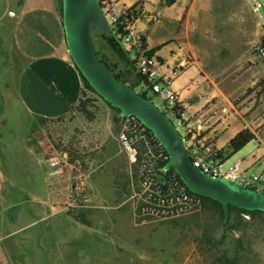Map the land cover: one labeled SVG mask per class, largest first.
I'll return each instance as SVG.
<instances>
[{"label":"rangeland","instance_id":"374dc122","mask_svg":"<svg viewBox=\"0 0 264 264\" xmlns=\"http://www.w3.org/2000/svg\"><path fill=\"white\" fill-rule=\"evenodd\" d=\"M6 5L0 0V12ZM130 7L139 11L135 30L145 42L144 34L136 27L148 17L144 4L136 0ZM165 35L159 30L152 40L158 43ZM262 37L264 24L256 20L248 0H197L174 26L167 43L176 45L177 63L184 61L180 70L197 66L198 73L194 67L190 71L203 78L201 87L211 96V104L223 105L238 96L234 84L246 79L247 75H242L255 63L253 46ZM92 40L98 57L112 73L158 106L182 138H187L185 128L163 100L140 82L133 55L123 46L119 33L103 35L93 29ZM7 42V37L0 42V119L7 113L11 127L10 122L21 117L15 110L6 112L4 106L16 103L13 82L23 64ZM175 87L171 84L167 88L173 91ZM83 100L85 110L76 108L55 119L37 118L27 127L28 144L47 173L62 184L54 193L52 206L28 209L38 217L63 215L71 222L65 224V237L54 235L49 242L50 264H264V217L232 215L231 222L222 226L218 211L214 207L205 209L200 202L177 218H139L130 198L137 186V167L130 166L120 150L119 114L88 91ZM199 115L191 118V123L205 125L206 119ZM14 138L12 130L5 136V143H0L1 153V146L9 151L10 158L3 154L0 157L8 179L14 175ZM257 147L251 140L237 154L245 157ZM219 154L216 160H220ZM52 156L60 158L58 168L63 172L58 173L57 167L48 162ZM231 165L226 160L222 170L228 171Z\"/></svg>","mask_w":264,"mask_h":264},{"label":"crops","instance_id":"0c3cea01","mask_svg":"<svg viewBox=\"0 0 264 264\" xmlns=\"http://www.w3.org/2000/svg\"><path fill=\"white\" fill-rule=\"evenodd\" d=\"M5 1L7 5L0 12V42L7 37V45L19 56L23 66L13 82L12 97L16 103L4 106L6 112L17 111L21 119L11 121V127H8L7 113L0 119V143H5V136L12 130L16 137L11 150L16 160L12 163L14 175L8 179L0 164V264H50L48 244L54 235L65 237V228L71 222L63 215L38 217L28 209L52 206L54 193L59 192L62 184L54 181L52 173H47L28 144L27 127L37 118L55 119L69 114L80 100L83 81L65 44L61 0ZM135 1L120 0L127 6L134 5ZM140 1L148 17L136 27L144 34L146 48L160 63V73L169 80V86H176L172 92L177 94L185 114L189 118L200 114L199 118L206 119L200 142L219 154L238 133L248 130L257 149L245 157L237 154L238 151L230 153L220 162L222 166L226 160L231 162L229 169L238 165L245 179L257 177L264 190V68L258 62L253 63L242 75H247L246 79L234 84L239 89L238 96L232 101L226 98L223 105L211 104V96L201 87L203 78L197 74L198 67L191 65L180 70L184 61L177 63L176 45L167 43L174 26L197 0ZM9 12L14 16H9ZM159 30L166 35L154 43L153 35ZM191 67L197 73H192ZM243 85L245 90L239 93ZM1 147L0 157L3 154L10 158L7 147Z\"/></svg>","mask_w":264,"mask_h":264},{"label":"built area","instance_id":"2783aa9c","mask_svg":"<svg viewBox=\"0 0 264 264\" xmlns=\"http://www.w3.org/2000/svg\"><path fill=\"white\" fill-rule=\"evenodd\" d=\"M256 20L264 24V1L248 0ZM114 34L119 33L123 46L133 55L139 75L145 79L154 94L159 96L178 124L185 128L187 138H183L193 166L201 173L215 179L229 180L242 188L264 192L260 180L242 177L238 165L228 171L222 170L216 152L205 146L197 138L204 132L202 123H191L178 103L177 94L169 91V80L160 75L158 60L150 55L142 36L136 32L139 11L120 0H97ZM9 16L14 13L9 12ZM154 20V19H153ZM252 59L264 68V37L253 46ZM264 80V78H262ZM117 140L130 166L137 167V186L132 191L131 200L139 218L172 219L191 212L201 200L191 193L173 169H166L169 155L153 133L135 116L120 118ZM48 162L59 167L60 158L52 156Z\"/></svg>","mask_w":264,"mask_h":264},{"label":"water","instance_id":"95a60500","mask_svg":"<svg viewBox=\"0 0 264 264\" xmlns=\"http://www.w3.org/2000/svg\"><path fill=\"white\" fill-rule=\"evenodd\" d=\"M61 15L65 44L80 76L121 117L135 116L153 133L169 155L166 169L175 170L191 193L220 204L224 223L230 208L264 213V193L201 173L193 166L182 136L165 113L107 70L94 49L92 30L103 35L114 33L97 0H61Z\"/></svg>","mask_w":264,"mask_h":264},{"label":"trees","instance_id":"16d2710c","mask_svg":"<svg viewBox=\"0 0 264 264\" xmlns=\"http://www.w3.org/2000/svg\"><path fill=\"white\" fill-rule=\"evenodd\" d=\"M116 35V34H115ZM150 55H152L153 54V52H150L149 53ZM100 61L104 64V66L107 68V70L118 80V81H120V82H122L123 84H125L123 81H121L120 80V78L118 77V76H116V75H114L113 73H112V71L110 70V68L107 66V64L104 62V61H102L101 59H100ZM81 79H82V81H83V90H82V93H81V97H80V100H79V102H78V104L76 105V107L74 108V109H76V108H79V109H84V107H85V104H84V100H83V98H84V96H85V92L86 91H88L89 93H91L92 95H95L97 98H99L94 92H93V90L90 88V86L84 81V79L81 77ZM140 82H144L145 84H147V82L145 81V79L144 78H142L141 76H140ZM126 85V84H125ZM140 95H142L144 98H146L145 97V95H143V94H140ZM100 99V98H99ZM105 103V102H104ZM106 104V103H105ZM108 105V104H107ZM109 106V105H108ZM110 107V106H109ZM73 109V110H74ZM113 109V108H112ZM85 110V109H84ZM114 110H116V109H114ZM117 112H118V114H119V118H121V116H120V112L118 111V110H116ZM251 140H253V135L248 131V130H243V131H241L240 133H238L230 142H229V144H228V147H227V149L226 150H224V151H221L220 152V154H219V156H220V158L219 159H221V158H223L225 155H228V154H230V153H235V152H237V151H239L243 146H245L248 142H250ZM199 198H200V200H201V202H202V204H203V207L205 208V209H207V208H210V207H214L217 211H218V213H219V216H220V224L222 225V226H226V225H228L230 222H231V220H230V217L232 216V215H235V216H241V215H247V216H249L250 218H256V217H264V213H260V212H246V211H243V210H239V209H236V208H230V214H229V219H228V221H227V223H224V213H223V210H222V208H221V206H220V204H218V203H216V202H214V201H212V200H210V199H207V198H203V197H200V196H198ZM241 220V219H240Z\"/></svg>","mask_w":264,"mask_h":264}]
</instances>
